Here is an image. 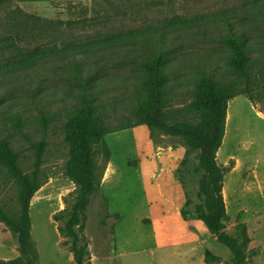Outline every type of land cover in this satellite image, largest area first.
<instances>
[{
	"label": "rangeland",
	"instance_id": "rangeland-1",
	"mask_svg": "<svg viewBox=\"0 0 264 264\" xmlns=\"http://www.w3.org/2000/svg\"><path fill=\"white\" fill-rule=\"evenodd\" d=\"M227 26L246 40L249 57L257 62L252 71L255 81L250 87L254 104L240 96L236 98L237 103L231 105V128L236 136L232 138L233 150L243 157L247 166L256 164L261 170L264 120L258 117L257 110L264 112V100L259 101L257 91L264 85L261 64L264 58V0H50L29 3L0 0V141L5 140L17 154L19 167L25 174H30L35 167L33 146L44 144L39 167L42 186L29 206L30 235L37 257L34 264H76L78 250L82 253V264H116L108 259L114 235L110 212L123 214L124 221L117 223L116 228L121 234L130 230L128 225L134 230L132 224L142 205L140 183L134 168L128 165L135 157L134 149L124 129L104 138L111 150L114 172L102 184L106 156L101 148H95L96 189L81 212L83 199L64 174L68 160L63 133L64 111L76 104L74 94H79V89L70 86L75 78L73 65H77L82 79L93 76L97 85L104 86V92L97 90L95 97L96 102L113 103L106 113L103 111L107 114L103 118L106 126L114 129L131 125L135 122L133 96L140 91L138 65L146 59V54L159 50L170 53L168 69L173 72L170 83L176 78H190L200 70L215 75L219 82L232 79L226 73L225 60L229 51L222 42ZM162 34L163 43L158 48L151 42L154 36ZM118 35L126 38L124 43L102 44ZM8 37L13 38V46L19 51L53 50L58 55L39 60L31 69L6 72L3 66L16 53L13 46L5 43ZM143 37L149 43L145 44L141 40ZM180 65H185L186 69H180ZM172 85L174 87L167 92L165 112L177 121L196 123L193 115L183 113L191 103L193 85ZM112 108L115 112L111 113ZM37 110L51 117L45 133L34 121ZM10 116H18L24 127L17 130L8 119ZM154 141L161 147L185 145L180 137L160 132L154 133ZM176 170L185 192V202L188 201L185 210L190 221L195 220L192 218L197 216V207L201 204L196 195L204 175L198 153H189L187 164L179 165ZM18 192L17 184L0 167V212L9 216L18 213ZM262 224V231L252 236L246 226L243 230L230 223L221 231L223 236L240 245L243 264H264V222ZM136 233L125 235L135 243L139 241L138 236L133 238ZM74 242L75 252L71 246ZM19 246L17 232L0 219V260L19 258ZM209 248L207 264H236L230 249L211 234ZM137 260V264H151V258L143 253L137 255Z\"/></svg>",
	"mask_w": 264,
	"mask_h": 264
},
{
	"label": "trees",
	"instance_id": "trees-1",
	"mask_svg": "<svg viewBox=\"0 0 264 264\" xmlns=\"http://www.w3.org/2000/svg\"><path fill=\"white\" fill-rule=\"evenodd\" d=\"M226 30L227 33L222 42L229 51V55L225 60L227 65L226 73L232 79L219 82L215 75L204 73L200 70L190 78H176L170 83L169 79L173 73L168 69L171 61L170 53L167 50H159L156 53L146 54V59L138 65L141 79L138 83L140 91L133 96L135 108L132 113L135 122L131 125L114 129L108 128L103 120V118L107 117V114H104L103 111L107 112L110 107H113V103L106 101L96 102L95 92L97 90L101 91V89V92H104V86L97 85L93 76L87 75L85 79H82L79 76L77 65H73L72 74L75 78L70 86L79 89V94H74L76 104L64 111L63 133L64 141L68 148V160L64 174L75 185L77 194L83 199L80 207L83 213L88 206L89 197L96 189L97 165L94 159L95 148H100L104 144V137L107 134L137 126H146L154 143L155 132H160L166 136L180 137L184 141L187 151L179 165L185 166L189 153L197 152L199 165L204 172L196 195L201 204L197 207V216L192 219L202 221L209 234L218 237L220 242L230 249L236 259V264H243L244 255L241 252L240 245L237 241L221 234L226 221V212L221 194L225 170L217 165L216 153L224 137L228 102L235 97L243 96L253 103L250 87L255 81L252 71L257 62L250 59L246 40L235 35L231 26H227ZM129 39L134 40L131 37ZM142 39L145 44L149 43L146 38L143 37ZM163 39V34L156 35L151 43H156L159 48L162 46ZM124 40L126 38L118 35L117 37L106 39L102 44L105 46L116 45L121 42L124 43ZM4 41L8 45L13 46V38L8 37ZM13 48L16 53L3 66V70L6 72L31 69L39 60L58 55L53 50L19 51L16 46H13ZM261 64L264 67V58L261 59ZM177 69H173V71L177 72ZM180 69H186L185 65H180ZM186 83L193 85L191 91L192 100L187 108L183 110V113L193 115L197 120L196 123L177 121L173 116H169L165 112L167 92L174 87L172 84H176V87H183ZM240 86H244V88L240 90ZM257 96L259 101L264 100V85L257 91ZM113 109L111 113L112 111L115 112ZM37 112V118L34 121H37L43 133H45L51 117L41 110H37ZM8 119L14 123V127L17 130H21L25 125L18 116H10ZM169 119L170 121H168ZM33 147L35 151V167L30 174H25L19 167L17 154L5 140L0 141V167L6 171L7 177L12 179L19 187L17 198L18 213L14 216H9L0 212V219L7 227L17 232L20 245L19 258L9 261L0 260V264H24V262L26 264H34L37 260L30 235L29 206L31 199L42 186L39 167L44 144L41 142ZM103 152L106 156L105 159H107L108 150L105 148ZM176 172L177 170L175 171V176ZM176 178L178 179L177 176ZM178 180L180 181V179ZM187 204L188 201H184L181 215L184 220L190 221L191 218L188 217V211L185 210ZM237 228L244 230L245 226L238 224ZM71 246L73 249L76 246L75 242ZM78 252L80 254L76 258V264H82V253L80 250Z\"/></svg>",
	"mask_w": 264,
	"mask_h": 264
},
{
	"label": "crops",
	"instance_id": "crops-1",
	"mask_svg": "<svg viewBox=\"0 0 264 264\" xmlns=\"http://www.w3.org/2000/svg\"><path fill=\"white\" fill-rule=\"evenodd\" d=\"M16 1L29 3L50 0ZM236 98L227 104L224 137L216 153V162L225 170L221 189L226 212L224 224L230 223L232 227L242 224L252 236L263 229L264 165L261 170H258L259 166L256 164L249 167L243 157L233 150L232 138L236 136L231 128L230 109L234 102L237 103ZM257 115L264 120V112L257 110ZM125 132L129 134L134 149L135 157L128 161V165L134 168L140 183L142 205L132 224L134 230L131 231V225H128L130 230L121 234L117 233L116 228L124 216L110 212L114 235L112 254L108 259L116 264H137V255L143 253L151 258V264H207L206 253L210 250L208 230L203 228L202 221H186L181 215L185 195L175 171L186 154V146H158L152 141L146 126L125 129ZM110 134L116 135V132ZM100 148H106L109 152L100 181L102 184L110 179L114 165L111 150L105 141L104 148ZM129 232L136 233L133 238L138 236L139 241L134 243L133 239L127 237L125 234Z\"/></svg>",
	"mask_w": 264,
	"mask_h": 264
}]
</instances>
